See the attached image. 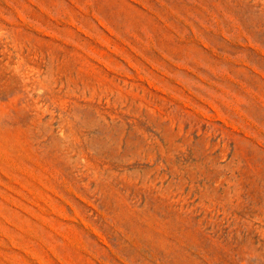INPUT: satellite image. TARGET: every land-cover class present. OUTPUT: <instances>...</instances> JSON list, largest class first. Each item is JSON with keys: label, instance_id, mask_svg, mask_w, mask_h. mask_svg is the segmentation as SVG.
<instances>
[{"label": "rangeland", "instance_id": "rangeland-1", "mask_svg": "<svg viewBox=\"0 0 264 264\" xmlns=\"http://www.w3.org/2000/svg\"><path fill=\"white\" fill-rule=\"evenodd\" d=\"M0 264H264V0H0Z\"/></svg>", "mask_w": 264, "mask_h": 264}]
</instances>
